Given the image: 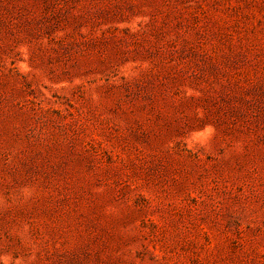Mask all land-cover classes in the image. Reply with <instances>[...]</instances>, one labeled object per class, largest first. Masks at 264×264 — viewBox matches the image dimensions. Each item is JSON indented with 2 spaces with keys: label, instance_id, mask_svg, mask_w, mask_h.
Wrapping results in <instances>:
<instances>
[{
  "label": "rangeland",
  "instance_id": "rangeland-1",
  "mask_svg": "<svg viewBox=\"0 0 264 264\" xmlns=\"http://www.w3.org/2000/svg\"><path fill=\"white\" fill-rule=\"evenodd\" d=\"M0 264H264V0H0Z\"/></svg>",
  "mask_w": 264,
  "mask_h": 264
}]
</instances>
